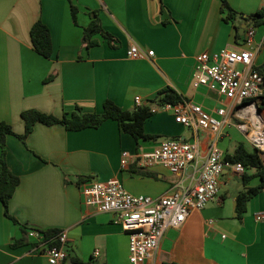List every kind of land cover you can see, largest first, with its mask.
<instances>
[{"label":"crops","instance_id":"1","mask_svg":"<svg viewBox=\"0 0 264 264\" xmlns=\"http://www.w3.org/2000/svg\"><path fill=\"white\" fill-rule=\"evenodd\" d=\"M225 1L238 12L233 21L224 19L223 0H74L80 9L75 24L68 0H0V122L23 134L22 113L29 109L62 117L78 107L102 112L109 99L132 109L137 96L144 104H154L166 87L215 113L228 100L207 88H194L197 57L225 47L244 48L252 24L245 18L264 8V0ZM93 10L99 11L113 38L97 34V43L88 47L84 28ZM39 19L51 31L50 58L32 44L31 28ZM255 39L261 45L257 61L263 65L264 25L256 27ZM134 42L155 55L129 58L127 50ZM237 121L232 117L222 135L225 151L231 152L233 140L237 146L244 135ZM145 130L162 137L137 141L114 119L78 131L37 123L26 143L9 135L8 165L21 180L10 200V213L19 223L6 216L0 200V264H50L46 255L32 251L28 233L25 245L12 247L24 236L23 226L66 230L70 264H131L128 232L112 213L84 202L82 185L117 178L134 195L163 196L180 180L188 183L193 169L173 174L161 165L142 168L134 160L122 168L123 151H150L167 139L199 138L206 148L210 140V133L176 122L174 112L165 108L146 121ZM1 152L0 146V156ZM229 173L237 175L224 171L216 200L193 210L180 229L166 231L156 254L158 264H264V220L256 219L264 212V191L249 201L244 217L238 219V193H222ZM259 183V177H253L248 186Z\"/></svg>","mask_w":264,"mask_h":264},{"label":"built area","instance_id":"2","mask_svg":"<svg viewBox=\"0 0 264 264\" xmlns=\"http://www.w3.org/2000/svg\"><path fill=\"white\" fill-rule=\"evenodd\" d=\"M244 48L229 47L214 52H203L196 60L193 74L195 89L207 88L228 100L215 113L201 104L184 101L161 108L174 112L175 120L196 132L210 133L206 148L199 138L167 139L150 151L138 150L122 153L121 166L128 168L134 160L142 168L161 165L173 174H181L189 168L194 174L188 183L180 180L163 196L134 195L117 178L106 181L90 180L82 185L84 202L99 212L112 213L129 234L131 264H158L156 254L168 229H180L193 210H202L218 198L221 176L231 169L242 176L245 167L226 159L220 141L226 127L236 117V126L247 137L251 146L264 155V116L260 101L264 96V77L259 71L257 58L261 45L256 41V27H247ZM154 50H145L133 43L127 50L132 59L151 58ZM141 96L135 98V107L143 105ZM160 109L157 108L156 111ZM205 149V153H203ZM258 221L264 220V212L257 213ZM210 224L213 220H210ZM45 230L30 228L28 237L33 240L32 251L47 256L50 264H70L66 245V230L46 237ZM99 255V251H95Z\"/></svg>","mask_w":264,"mask_h":264},{"label":"trees","instance_id":"3","mask_svg":"<svg viewBox=\"0 0 264 264\" xmlns=\"http://www.w3.org/2000/svg\"><path fill=\"white\" fill-rule=\"evenodd\" d=\"M71 6L72 17L75 24H78L79 7L74 3V0H68ZM222 11L226 13L225 21H233L238 14L227 1L223 0ZM91 21L84 28L83 40L88 47L97 43L94 38L97 34H101L108 39L113 36L106 31L102 25L98 10L90 12ZM246 20H250L255 27L264 25V8L247 16ZM31 40L36 52L40 55L50 58L53 54V42L50 28L39 19L31 28ZM264 77V64L258 67ZM49 79V78H48ZM189 101L183 97L174 88L166 87L160 90L156 98L152 101L154 104H143L132 109H124L116 102L109 99L104 103L102 112H84L81 108H77L70 115L58 117L56 115L42 112L38 109H29L22 113V118L25 122V132L16 134L11 124L0 122V146L2 148L0 156V200L3 203L5 214L15 223H19L18 219L10 213V200L13 197L18 185L20 177L13 173L8 165V149L7 138L9 135H17L24 143L27 142L29 135L33 132L37 123L46 125L61 124L68 130L78 131L86 128H98L106 120L114 119L118 122L120 129L129 133L139 140H157L162 137L159 134H149L145 130L146 121L156 113L157 108H161L167 103L174 105ZM151 102V103H152ZM261 109H264V96L260 101ZM226 152V159L234 163H242L245 167V172L242 175V180L245 188L238 192L236 196V213L237 218L242 219L247 211L248 203L254 197L264 191V155L260 150L253 148L249 150L243 142H239L233 152ZM249 170L254 172L249 173ZM253 177H259L260 183L257 186H248ZM22 231L24 236L16 240L12 247L25 245L27 241V227L23 226ZM59 230H48L44 232L46 237H51ZM33 245H35L33 243Z\"/></svg>","mask_w":264,"mask_h":264},{"label":"rangeland","instance_id":"4","mask_svg":"<svg viewBox=\"0 0 264 264\" xmlns=\"http://www.w3.org/2000/svg\"><path fill=\"white\" fill-rule=\"evenodd\" d=\"M233 141L234 142L232 143V146L229 148V150L231 152L234 151V149L236 147V143H237V142H235V140H233ZM239 142H243L249 150H253V147L251 146V144L249 143V141L245 135H242V137L239 138ZM224 180H227V181L229 180V181H228L226 187L222 190L223 194L227 190L230 191V193H238L239 191H241L245 188L242 178L239 177L238 175H233L232 173H229V174L224 176Z\"/></svg>","mask_w":264,"mask_h":264},{"label":"bare ground","instance_id":"5","mask_svg":"<svg viewBox=\"0 0 264 264\" xmlns=\"http://www.w3.org/2000/svg\"><path fill=\"white\" fill-rule=\"evenodd\" d=\"M263 116H264V112H263Z\"/></svg>","mask_w":264,"mask_h":264},{"label":"water","instance_id":"6","mask_svg":"<svg viewBox=\"0 0 264 264\" xmlns=\"http://www.w3.org/2000/svg\"><path fill=\"white\" fill-rule=\"evenodd\" d=\"M244 31V30H243Z\"/></svg>","mask_w":264,"mask_h":264}]
</instances>
